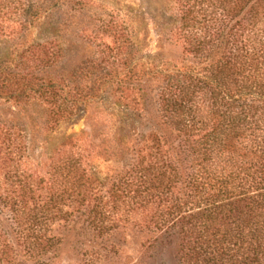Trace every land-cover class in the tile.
Segmentation results:
<instances>
[{"label":"trees","instance_id":"obj_1","mask_svg":"<svg viewBox=\"0 0 264 264\" xmlns=\"http://www.w3.org/2000/svg\"><path fill=\"white\" fill-rule=\"evenodd\" d=\"M173 3L171 33L197 60L193 66L170 69L156 58L138 69L130 33H115V46L106 45L104 76L92 62L78 71L81 88L36 77L62 59L49 40L23 47L14 66L0 60V103L40 101L51 129L78 116L101 87L145 119L149 74L161 120L159 128L108 140L102 153L122 164L107 186L75 155L71 138L50 174H28L21 168L25 130L0 124V202L8 211V221L0 219V264L18 257L12 237L26 254L44 258L59 243L54 222L73 215L99 235L140 215L144 227L181 237L183 264H264V0ZM38 14L33 0H0V15L22 31Z\"/></svg>","mask_w":264,"mask_h":264},{"label":"rangeland","instance_id":"obj_2","mask_svg":"<svg viewBox=\"0 0 264 264\" xmlns=\"http://www.w3.org/2000/svg\"><path fill=\"white\" fill-rule=\"evenodd\" d=\"M33 2L38 6L39 19L29 16L28 28L24 31L0 15V60L14 66L23 47L49 40L47 47L61 50L62 59L51 68L37 69L35 75L40 79L55 76L67 80L71 88L76 85L81 88L83 82L77 77L78 71L85 70L91 62L99 66L104 76L110 66V51L106 45L115 46V33L124 37L132 34L135 45L130 62L136 63L140 70V64L146 66L156 58L168 62L170 69L197 63L171 33V29H175L173 20L177 18L173 0ZM144 78L150 81L142 99L146 117L141 121L133 115L134 109L121 104L116 100L118 95L104 87L94 90L91 103L82 105L78 116L61 122L54 129L48 127L46 106L40 101L28 105L13 101L0 103V124H19L25 130L26 157L21 168L28 174L47 176L60 155L62 144L71 138L75 155L88 167L100 171L99 176L107 186L114 168L122 164L102 153L108 140L138 132L140 128L160 127L155 82L151 74ZM0 219H6L4 224L8 221V211L1 202ZM52 232L59 243L41 259L26 254L12 237L18 253L13 264H183L181 237L176 232L159 234L144 227L140 215L130 221L123 220L117 229L106 235H99L83 217L76 215L55 221Z\"/></svg>","mask_w":264,"mask_h":264}]
</instances>
